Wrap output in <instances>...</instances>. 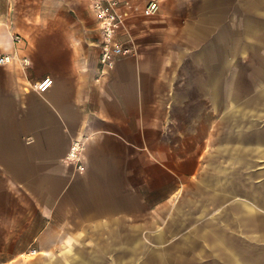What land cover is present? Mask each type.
<instances>
[{
	"label": "crops",
	"instance_id": "0c3cea01",
	"mask_svg": "<svg viewBox=\"0 0 264 264\" xmlns=\"http://www.w3.org/2000/svg\"><path fill=\"white\" fill-rule=\"evenodd\" d=\"M117 1L124 25L116 40L131 38L135 54L102 71L88 0H0V57L12 58L0 65L1 246L19 239L22 249L13 254L115 255L117 262L125 255L202 254L208 238L223 248L210 253L236 260L246 253L237 243L248 236L254 208L264 212V193L254 198L238 189L237 166L253 155L238 139L240 104L229 99L222 108L227 76L214 39L173 56L180 28L169 16L205 14L207 0ZM150 1L159 4L156 17L144 14ZM215 2L210 16L219 11ZM197 24L204 30L203 17ZM194 62L200 69L181 71ZM46 77L52 86L37 92ZM193 93L206 96L208 106L190 99ZM224 110L233 138L221 143L215 114L221 119ZM75 142L81 172L66 161ZM200 190L211 192L206 205L189 198ZM189 206L220 213L194 214ZM171 245L182 250H162Z\"/></svg>",
	"mask_w": 264,
	"mask_h": 264
},
{
	"label": "rangeland",
	"instance_id": "374dc122",
	"mask_svg": "<svg viewBox=\"0 0 264 264\" xmlns=\"http://www.w3.org/2000/svg\"><path fill=\"white\" fill-rule=\"evenodd\" d=\"M151 2L155 4L156 8L151 15H145L147 17L155 16L160 11L159 4L155 1L149 3ZM210 4L211 0H207L205 14L193 9L192 13L184 11L169 16L174 28H180L173 33V56L185 57L188 53L196 50L203 40L207 44L209 40L214 39L218 45L219 66L223 73L226 72L227 76L222 81L224 84L222 87H226L225 91L221 93L222 108L228 109L229 99L240 104L237 105L236 112L238 139H242L243 142L246 141L248 144L244 145L245 150L253 152L252 158L246 162V165L237 166L238 189L255 198L261 196L259 193H264V142L261 146L257 142H252L255 140L264 141V0H219V4L217 2L214 4V9L219 10L215 12V16H210L211 14L207 13L211 10ZM202 17L204 18V30L199 28L200 25L197 24V20ZM212 26L214 29L209 28ZM197 27L198 33L195 30ZM132 43H134L133 40ZM198 69L200 66L194 62L186 68L183 64L181 71L187 74ZM189 82L190 80H188ZM196 86L200 88V83ZM204 97L205 99L200 95H195V93L190 95V99L198 98L199 102H205L208 106L209 101L206 96ZM225 103L227 105H224ZM245 104L248 106L247 109L244 108ZM221 113V119H219L216 112L215 125L220 130L218 134L221 143H223L229 138H233L232 134L228 135L225 131L229 129L228 127H233L232 123L228 125V122L224 121L228 112L224 110ZM206 126L207 124H205ZM220 161L222 162L223 159ZM224 167H228L227 161ZM209 195L211 192L203 190L189 192V198H195L196 202L200 200L202 205L209 202V200L207 201ZM197 208L198 212H196ZM204 208L189 206L188 210L194 214H202L203 209L206 215L220 213L218 208L215 212L211 207V212H209V206ZM251 218L252 220L247 224L248 236L238 240L237 243V250L246 253L238 254L236 260L233 259L232 255L226 253H210L223 250V248L221 245L217 246L216 239L208 238H205V241L213 243V246L210 245L209 247L206 242L202 244L205 251L202 254L125 255L123 258L119 256L117 262L115 255L101 256L84 253L75 256L70 254L41 255L32 249H24L25 253L22 254H13V251L22 249L21 240L18 239L13 240L11 244L10 241H6L4 246H1L0 242V264H85L87 261L88 264H240V258L249 264H264V212L254 208ZM201 223L195 222L192 225L199 226L202 225ZM225 224L228 226V223ZM204 225L209 227L215 224L205 222ZM237 226L239 228L240 223H237ZM239 242L247 247H241ZM81 250L83 251L84 248ZM162 250L176 251L182 249L171 245ZM190 250L196 249L190 248Z\"/></svg>",
	"mask_w": 264,
	"mask_h": 264
},
{
	"label": "built area",
	"instance_id": "2783aa9c",
	"mask_svg": "<svg viewBox=\"0 0 264 264\" xmlns=\"http://www.w3.org/2000/svg\"><path fill=\"white\" fill-rule=\"evenodd\" d=\"M91 12L99 26L100 33V55L99 67L102 71L111 69L119 57L135 54L132 39L127 37L123 41L116 40L117 32L123 27L124 20L120 11V4L117 0H88ZM156 6L153 2L149 3L144 11L145 15H151ZM18 40V38H16ZM12 58L9 56L0 57V65L10 63ZM53 81L46 77L34 85V89L39 93L46 92ZM81 148L78 142L72 144L66 161L73 165L79 172L84 170L81 156Z\"/></svg>",
	"mask_w": 264,
	"mask_h": 264
}]
</instances>
